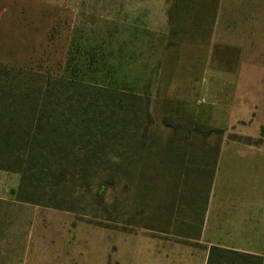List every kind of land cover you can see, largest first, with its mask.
<instances>
[{
	"label": "rangeland",
	"instance_id": "1",
	"mask_svg": "<svg viewBox=\"0 0 264 264\" xmlns=\"http://www.w3.org/2000/svg\"><path fill=\"white\" fill-rule=\"evenodd\" d=\"M201 1L186 11L176 0H0V63L149 95L162 141L171 133L165 117L188 129L191 119L223 129L205 145L199 134L191 138L180 128L187 152L183 199H199L196 207L181 200L172 224L156 222L157 230H117L89 222L86 214L18 202L8 197L18 174L1 170L0 264H205L208 239L231 242L233 211L243 210L233 200L241 191H234L236 164L250 166L251 201L263 205L264 3ZM219 140L224 146L203 235L197 220L208 169L201 152ZM112 195L106 190L103 200Z\"/></svg>",
	"mask_w": 264,
	"mask_h": 264
},
{
	"label": "trees",
	"instance_id": "2",
	"mask_svg": "<svg viewBox=\"0 0 264 264\" xmlns=\"http://www.w3.org/2000/svg\"><path fill=\"white\" fill-rule=\"evenodd\" d=\"M196 1L176 0V8L184 4L182 9L191 10ZM150 107L149 95L0 63V170L18 174L10 192L14 200L86 214L89 222L123 231L157 230L159 221L172 224L184 200L179 180L187 154L177 133L187 129L206 145L209 135L223 129L192 119L188 129V123L165 117L162 122L171 133L162 141ZM219 143L201 152L208 176L197 232ZM106 190H113L108 203L103 200ZM198 199L184 201L196 207ZM205 264H264V255L212 244Z\"/></svg>",
	"mask_w": 264,
	"mask_h": 264
},
{
	"label": "crops",
	"instance_id": "3",
	"mask_svg": "<svg viewBox=\"0 0 264 264\" xmlns=\"http://www.w3.org/2000/svg\"><path fill=\"white\" fill-rule=\"evenodd\" d=\"M261 2L264 3V0L260 1L259 3ZM255 3H253L255 4V7L256 5H259V3L257 2ZM251 9L253 10V6L251 7ZM251 20L252 21L249 22L248 25H249V28L253 31V33H255V29L253 28V25H252L253 19ZM246 42H247L246 44L248 45L250 42L249 39H246ZM246 44H244L243 42H240L239 46L240 47L243 46L244 48ZM250 48H252V45ZM223 146H224V143L219 148V155H221V152L223 151ZM247 165L248 164H236L237 174H235L234 177H235V182L237 181V179H238V182H237V188H236V184L234 183V191L236 190H241V191L239 193L234 194L233 200L236 203V205L238 204V206H240L238 201H241L243 205V210L239 212L233 211L234 225H233L232 241L228 243H225V242L222 243V242L217 241L216 239L214 240L208 239V240L211 245L218 244V245H222V246L229 247V248H234V249H238L242 251L264 255V203L263 205H258L251 201L252 198L250 197V189L252 187L248 185V181H247L248 176H251V173L249 172L250 166L249 165L247 166ZM262 168L264 170V164ZM218 171H219L218 169L215 170V174L212 180L210 195L208 197V203H209L210 198L214 196V194L212 193L213 186H214L213 184L215 182L214 180H215V177L217 176ZM11 195L12 194L9 193L8 197H11ZM4 197L6 198L7 196L4 195ZM249 207L254 208V211H250ZM206 213H207V210H206ZM207 220H208V216H207ZM221 223L223 222L221 221L220 223L219 221L217 222L218 230L221 229ZM205 227L206 226L203 224V227H202L203 235H205V231H206Z\"/></svg>",
	"mask_w": 264,
	"mask_h": 264
}]
</instances>
